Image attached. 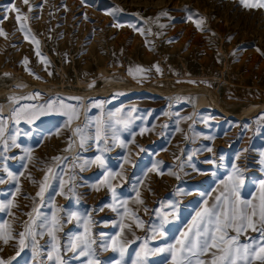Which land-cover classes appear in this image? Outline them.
Returning <instances> with one entry per match:
<instances>
[{
  "label": "rangeland",
  "instance_id": "1",
  "mask_svg": "<svg viewBox=\"0 0 264 264\" xmlns=\"http://www.w3.org/2000/svg\"><path fill=\"white\" fill-rule=\"evenodd\" d=\"M245 3L0 0V29L6 33L0 35V178L5 181L0 183V202H12L0 211V236L10 226L14 237L7 244L0 239V258L11 264H54L48 260L46 230L33 229L45 231L36 236L35 250L31 237L21 249L17 234L33 220L39 225L55 213L63 223L56 233L61 245L66 234L86 235L96 241L92 247L101 264L120 259L110 238L120 233L119 224L131 225L120 237L128 242L124 264H131L145 239L149 248L175 243L204 201L211 204L224 190L222 182L234 165L243 179L241 199L259 204L264 181V0ZM12 4L26 19L17 22ZM137 67L146 71L129 75ZM210 94L230 115L216 107ZM55 97L77 111H37ZM98 122L104 129L99 145ZM78 127L91 137L83 148L75 134ZM97 155L106 168L91 164L81 169ZM49 169L55 175L38 197ZM106 170L118 174L110 183L118 201H127L124 208L114 204L108 185L100 184ZM72 185L74 192L69 191ZM70 211L91 218L87 233L82 222H64ZM161 213H174L163 237L152 231L160 225ZM137 218L142 227L136 226ZM240 239L245 242V235ZM87 259L71 264H86ZM167 263V253L147 257V264Z\"/></svg>",
  "mask_w": 264,
  "mask_h": 264
},
{
  "label": "snow or ice",
  "instance_id": "2",
  "mask_svg": "<svg viewBox=\"0 0 264 264\" xmlns=\"http://www.w3.org/2000/svg\"><path fill=\"white\" fill-rule=\"evenodd\" d=\"M245 3V0H241ZM24 4H28L29 0H23ZM245 6H249L245 3ZM264 7V4L260 5ZM32 9L29 8V11ZM5 11H8L6 8ZM11 11L17 13L16 20L19 23L26 17L21 16L20 9L12 4ZM119 11V9H114ZM167 13H161V15H166ZM2 19H7V16L2 17ZM189 20L192 16L188 17ZM197 27L200 26V21H194ZM115 27H120L122 25L116 24ZM21 30L24 31V26L21 24ZM143 32V30H141ZM0 35H6L2 29H0ZM27 63V60L24 61ZM160 72V68L156 66L155 69ZM129 75L135 76L136 74H142L146 70L142 67H137L134 71L129 69ZM39 96V93H36ZM78 99V98H77ZM95 106L100 107L101 104H96ZM59 107L64 110L67 114L69 111L75 113L77 111L75 106L68 105L60 97L50 98L44 105L39 106L37 111H44L46 109H54ZM16 118H19V114L16 110H13ZM25 116L29 113L25 112ZM117 123H122V121H117ZM127 123V122H123ZM3 120L0 119V136H3ZM104 129L102 124L97 123L95 130V140L97 144L101 142L103 137ZM75 134L80 137V147L83 148L86 142L91 138L85 135L84 130L81 128L75 129ZM115 136V130H114ZM104 143H107L106 137H104ZM12 144H15V138H12ZM123 147V142L121 143ZM7 147V145H5ZM71 145H69V149ZM98 150L103 153L106 149L98 148ZM207 151L211 152L212 149L209 147ZM67 159V158H65ZM160 162H157L159 164ZM91 164H98L101 168H106L105 162L102 155H97L94 160L84 161L81 165L83 170L86 166ZM156 165H154V169ZM151 171V170H150ZM9 176L15 177L12 173H8ZM55 173L52 169L48 170V174L44 176V183H41L39 192L37 196H43L48 185L50 176H54ZM118 175L111 171H105V178L100 181L101 185L107 184L111 189L113 202L119 203L121 208H124L127 201H118L115 188L111 186L110 181ZM179 179V177H177ZM4 179L0 178V183H4ZM139 183V182H138ZM224 190L220 194L214 197L211 204L207 200L204 201V207L197 211L192 219V223L188 228L180 233V236L175 239V243H170L166 247L160 248H149L148 240L145 239L141 246V251L136 253V258L131 261V264H147V257L149 255H156L167 253L170 255L171 264H264V181L260 182V197L259 204L254 203L252 200L241 199L240 188L243 184V179L239 173V169L234 165L233 173L229 175L227 181L222 182ZM64 182H61V189H63ZM97 190L99 187L97 186ZM19 191V188H17ZM70 192H74V185L69 187ZM136 191L137 202L143 204L144 201L140 199V193ZM63 195V190L59 193ZM78 199V198H77ZM12 206V202L7 203L0 202V211H5ZM113 211H117L116 207H113ZM125 211L127 209L125 208ZM39 216V213L37 214ZM174 215V213H161V223L158 227L152 229L153 235L158 234L163 237L165 235L164 226L169 222V217ZM73 219L78 222H82L85 226V233L88 232V225L91 223L90 217H83L77 212H67V220L64 222H71ZM143 221L137 218L136 226L142 227ZM120 233L115 237H111V247L113 252H118L120 259L115 262V264H124V257L127 251V240L121 242L120 237L124 233L126 227L131 228V225L119 224ZM4 227V226H0ZM35 227L46 230V234L50 237V248L48 252V260L54 261V264H71V260L78 259L80 257H88L86 264H101L99 259L95 258V253L92 245L96 243L95 240L89 239L86 235H67V241L61 245L57 232L62 231L63 223L62 218L58 217L55 213L52 214L51 219L47 216L43 217L42 223L36 224L33 220L25 229V231L19 232L18 245L22 249L25 246L26 237L32 238V246L35 250L38 246L36 243V236L45 235V231H33ZM257 233L256 236H247L249 232ZM235 233L232 235L231 233ZM245 235L246 241L241 242L240 237ZM3 242L7 244L10 239H14L10 226H8L7 235L0 236ZM138 239V238H137ZM133 243L135 241H132ZM105 250L109 247L108 243L105 241L102 243ZM2 251V249H0ZM71 252L72 256L70 258H65L66 253ZM63 253V254H62ZM0 264H11V260L4 261L0 258Z\"/></svg>",
  "mask_w": 264,
  "mask_h": 264
},
{
  "label": "bare ground",
  "instance_id": "3",
  "mask_svg": "<svg viewBox=\"0 0 264 264\" xmlns=\"http://www.w3.org/2000/svg\"><path fill=\"white\" fill-rule=\"evenodd\" d=\"M195 89H196V88H195ZM103 92H104V91H103ZM103 92H102V91H98L97 93H98V94H102ZM107 92H108V91H106V93H107ZM103 94H105V92H104ZM208 99H209V98H208ZM210 99H211V101L216 105V107H217L220 111H222L223 113H226L227 115H230V113L224 111V110L222 109V107L216 103V102H217V97H215L214 95L210 94ZM201 102H202V101H201ZM202 104H203V103H202ZM198 105H199V104H198ZM252 111H254V107H252V108H250V109L247 110L248 113H252ZM166 258H167V257L165 256L164 259H166ZM167 264H168V263H167Z\"/></svg>",
  "mask_w": 264,
  "mask_h": 264
}]
</instances>
